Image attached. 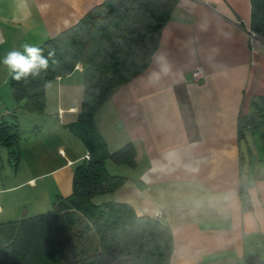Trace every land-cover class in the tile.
Wrapping results in <instances>:
<instances>
[{"label": "crops", "instance_id": "0c3cea01", "mask_svg": "<svg viewBox=\"0 0 264 264\" xmlns=\"http://www.w3.org/2000/svg\"><path fill=\"white\" fill-rule=\"evenodd\" d=\"M105 1L0 0V128L4 136L18 125L20 134L16 145L0 138V225L53 213L57 198L72 195L76 167L91 159L79 133L83 66L47 84L43 113H27L2 60ZM251 14L252 0H178L148 69L95 117L109 154L136 149L133 168L106 161L107 171L108 162L130 170L108 171L127 181L101 201L129 204L140 217L161 213L174 238L170 264H264V130L239 127L264 97V40L251 39ZM198 68L205 75L196 82Z\"/></svg>", "mask_w": 264, "mask_h": 264}, {"label": "trees", "instance_id": "16d2710c", "mask_svg": "<svg viewBox=\"0 0 264 264\" xmlns=\"http://www.w3.org/2000/svg\"><path fill=\"white\" fill-rule=\"evenodd\" d=\"M177 2L106 0L77 25L38 47L48 58L46 70L20 81L12 73L11 94L18 107L27 113H43L47 84L83 66L85 93L79 133L91 159L76 167L73 193L57 198L53 213L0 225V264H170L174 238L169 225L138 216L129 204L101 201L127 181L109 174L106 161L133 168L136 149L127 145L109 154L96 133L95 117L120 88L148 69ZM251 30L264 40V0H252ZM256 107L255 114L239 121L240 132L248 126L264 130V97ZM3 128L1 125L0 138L4 144L16 145L18 125L6 127L12 132L4 136ZM242 187L241 198L249 208L247 188ZM247 264L261 262L255 257Z\"/></svg>", "mask_w": 264, "mask_h": 264}, {"label": "clouds", "instance_id": "9594fccd", "mask_svg": "<svg viewBox=\"0 0 264 264\" xmlns=\"http://www.w3.org/2000/svg\"><path fill=\"white\" fill-rule=\"evenodd\" d=\"M22 48L23 52L9 51L2 60L10 73H14L13 79L17 81L29 75L38 76L41 70L48 68V58L42 55V49L28 43L23 44ZM51 55L53 53L50 52L49 56Z\"/></svg>", "mask_w": 264, "mask_h": 264}, {"label": "built area", "instance_id": "2783aa9c", "mask_svg": "<svg viewBox=\"0 0 264 264\" xmlns=\"http://www.w3.org/2000/svg\"><path fill=\"white\" fill-rule=\"evenodd\" d=\"M249 34H250L251 39L255 41L256 38H257L256 34L253 33L252 30H249ZM204 75L205 74H204L203 69L198 68V69H196L193 72V80L196 81V82H198L201 79H203ZM0 110H1V101H0ZM8 114L9 115H12L11 113H5V115H8ZM86 160H90V155L89 154L86 156ZM161 218H162V214L160 213V214L157 215V218L156 219L161 220Z\"/></svg>", "mask_w": 264, "mask_h": 264}, {"label": "rangeland", "instance_id": "374dc122", "mask_svg": "<svg viewBox=\"0 0 264 264\" xmlns=\"http://www.w3.org/2000/svg\"><path fill=\"white\" fill-rule=\"evenodd\" d=\"M115 166V165H114ZM132 168V167H131ZM128 170H130L129 169V167H127V166H125V167H115L114 169H113V167H112V163L111 162H108V171L112 174V173H114V174H118V175H120L121 173H126V172H128ZM125 171V172H124Z\"/></svg>", "mask_w": 264, "mask_h": 264}]
</instances>
